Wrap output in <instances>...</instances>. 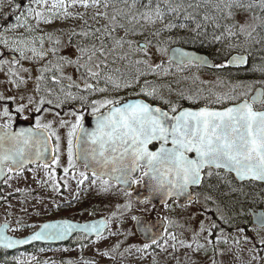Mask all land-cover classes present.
Wrapping results in <instances>:
<instances>
[{"label":"rangeland","instance_id":"rangeland-1","mask_svg":"<svg viewBox=\"0 0 264 264\" xmlns=\"http://www.w3.org/2000/svg\"><path fill=\"white\" fill-rule=\"evenodd\" d=\"M21 1L23 0H0V125L5 127L13 124L10 115H5V109L8 112V103L12 102L15 110L21 109L22 106L23 108L26 106L36 108L38 101L35 93L41 92V89L50 95V100L54 103H58L59 98L67 96L69 100L65 99L63 103L70 102L71 96H75L71 91L77 93L75 102L79 101L78 97L90 99L91 96V99L94 98L96 93L93 87L87 88L86 84L94 81L101 86L100 66L95 69L100 72L97 78L85 79L83 75L75 74L72 65L67 66V64L64 67H58L60 70L58 69L57 72L49 73L47 77H44L42 70L45 68L42 69L41 66L44 56L33 54L31 49L35 48L37 53H41L40 45L44 40L48 38L51 44L59 38L62 40L60 49L67 53L71 45L68 41L71 35L80 33V37L74 40L76 50L71 55L81 56L79 66L87 65L92 68L93 62L100 61L98 57L100 55L93 57L89 64H84L82 58L87 54H82L79 50H91L93 44L89 47H78L80 46L79 40H83L89 25H95L101 29L106 25L113 26L103 15L97 16L98 11L100 13L106 11L102 5L96 6L89 3V6L85 8L79 0L76 3H73V0H63L58 7H53L57 0H47L46 5L32 0L23 14H18L23 7L17 9L16 5ZM176 2L184 6L191 4L194 7L205 9L216 8L219 4L218 11H225V13L229 11L223 3H220V0H197L196 2L195 0H176ZM240 2L245 6L252 5L251 8L233 6L231 9L236 15L237 27L234 33L235 36L239 35L241 48L252 51V48L257 45L260 47L259 50H264V42L260 39L255 41L254 31L251 28L247 29L252 32L251 36L239 31V25L242 24L251 25L254 28L257 23L261 24L259 19L253 20V13L259 12L258 8H262L261 0H240ZM112 3L116 7H126L124 0H112ZM142 5H146V2L140 1L136 7ZM74 7L81 8L75 10L79 13L72 14ZM36 12H40L41 15L37 17ZM125 12L131 13L133 10L127 9ZM107 13L111 16L113 9ZM140 14H135L136 22L144 24L149 32V28L152 30L156 22L144 20ZM46 20L48 22H45ZM26 22L32 24L30 36L26 35L28 31L25 26L15 25V23L24 24ZM16 34L21 36L16 37ZM96 46L99 47V43ZM128 47L117 46L108 55L110 59L114 55L121 56L118 57L115 67L119 71L124 70L127 63L128 68L131 64L127 59L130 57L127 56L129 52L124 53V49L129 50ZM15 49L22 50L23 57L20 51H15ZM261 65L264 66V62ZM37 67H40L41 73L37 71ZM80 70L87 72L85 67H81ZM154 80L157 81V85L152 87L155 89V94L160 91L159 94L165 95L168 91L161 92L162 87L158 84L160 79ZM193 81H200L202 85L201 79H193ZM71 85L76 89H73ZM111 89L115 90V88ZM149 89V87L145 88L143 92L148 93L146 90ZM98 96H103V94ZM48 130L49 132L46 131L53 137L55 144L56 158L53 164L50 167L37 165L15 172L8 176L0 188V202L3 201L0 205V223L10 222L12 224L11 234L15 236L30 234L46 220L69 216L68 214L73 209L65 208L62 204L73 207L72 201L77 196L79 187L88 186L84 176H81V173H84L83 170H78L74 165L75 162L72 166L69 165L67 140L69 131L59 127H48ZM63 130L67 139L62 137ZM66 168L67 172L64 171ZM61 182L66 187L65 196L61 193ZM93 182L96 183L100 192L104 191L105 200L94 201L95 213L72 214L70 217L88 219L93 216H106L111 221L107 233L100 238L78 237L73 241L75 243L73 246L39 251L31 254L30 259H25L26 257L22 255L21 264H264V253L261 254L258 251L259 246H264L262 245L264 244V230L252 228L244 233L238 228H227L225 231V223L222 220L218 221L216 215L211 216L208 213L207 216L204 208H198L195 205L180 206L173 201L163 206L151 203L134 204L127 196L124 200L117 199L113 194L115 189L112 185L101 180ZM105 188L112 190L106 194ZM258 194L264 198V191L261 189L258 190ZM212 208L215 209L214 206L207 209ZM134 216L138 218L145 216L148 220L164 219L167 222L164 238L156 244L143 242L136 231V220L132 219ZM201 225H203V231H201ZM222 227H225L223 232ZM172 236L176 239L173 240ZM145 244L149 247L145 248Z\"/></svg>","mask_w":264,"mask_h":264},{"label":"flooded vegetation","instance_id":"flooded-vegetation-1","mask_svg":"<svg viewBox=\"0 0 264 264\" xmlns=\"http://www.w3.org/2000/svg\"><path fill=\"white\" fill-rule=\"evenodd\" d=\"M140 1L146 2V5H149V7L152 9H155L157 4H159L160 8L165 13L164 19L156 20L152 30L149 28V32L147 28L144 27V24L136 22L137 19L131 21V23H129L128 19H124L120 22L124 23L130 30L128 34L125 33L124 29L118 28L117 31L112 33L111 37H104L106 43L109 46L112 45L113 38L119 39L123 37L125 41H132L131 45L128 43H124L123 45L129 46V50L124 49V53L126 54L129 52L127 56L129 55L130 57L127 59L128 62L131 63L129 65L130 69L128 68V63L125 65L126 68L122 71L115 69L116 61H118V57L121 56L114 55V57L110 59L108 57L110 52L106 51L107 53L105 52L104 56H98L100 57L99 62H93V71H96V63L99 64L102 79L100 84L101 86H99L94 81H89V84L93 86V90L96 93L94 98L91 99V96L90 99H82L81 97H78L79 101L75 102L74 100L77 93L75 91H71L73 94H75V96H71L70 102L63 103V100H69L67 96L59 98L57 101L58 103L52 102L51 104H41V99L45 101L50 100V95L41 89V92L39 91L35 93L36 99L38 101V106L36 108L32 109V107L26 106V108H23L22 111H18L13 108L14 104L12 102L8 103V114L10 115L13 124L12 126L6 128L13 129L18 123H27L36 128V122L39 120L41 125H46L47 127L36 129H44L49 132L48 127H59L65 128L70 132L72 125L76 123L77 115L83 117L82 123L84 125L90 118L97 117L98 113H94L93 108H100V112L103 113L109 107H111L110 105L106 107H100L99 104H93V101H103L106 99L119 100L121 103L130 99H140L152 106L160 107L168 112H170L172 106H176L177 112H179L184 109L198 110L201 107H209L210 109L214 110H223L226 107H232L237 103H241L245 99H248L251 102V99L259 91L264 93V68L261 65L264 62V50H259L260 47H257V45L252 48V51L244 50L241 48L239 35L235 36L228 34L229 28L235 32L237 27L236 15L234 12H232L233 15L231 17H228L225 11L217 10V8L220 7H210L205 9L198 6L188 7V5H182L178 12H170L168 11V4H166V0H155L156 2L151 1L150 3L149 0H139V2ZM196 1L197 0H195V2ZM30 2H32V0L21 1L23 8L18 11V14H23V11L26 10ZM127 2H130L129 4H131L132 0H127ZM170 2L173 6L177 4L176 0L173 2L170 0ZM118 8L124 10L128 9L127 7ZM76 9L81 8L74 7L72 14L79 13L78 10L75 11ZM258 9L260 10L259 12L255 11L253 13V20L259 19L261 24H256L253 38L255 41H259L260 39L264 42V8ZM111 10L112 7L106 9V11ZM131 10H133V12L130 14L135 15L137 13H144L148 11L149 8L140 6ZM186 12L191 13L195 19H186ZM205 15H208L210 19L205 21ZM153 18L155 19L154 16ZM197 22H199L201 25L199 29H196ZM168 23H173L176 25V27L168 29L165 27V25ZM45 24L47 25L48 23ZM182 24L186 25V27H180ZM15 25L25 26L28 31L26 35H31V23H15ZM233 25H236V27H232ZM96 28L97 27L95 25H89V27L86 29L88 35H84L83 40H79L80 46L78 47H89L91 44L97 45L99 43V41L93 35V32ZM133 29L134 34L131 31ZM193 29L196 30L193 31ZM18 36L21 35L16 34V37ZM78 37H80V33H73L71 35V38L68 40L71 45L67 53L65 50L60 49V43L62 40H59V38L57 40L59 41L58 43L55 40L49 44L48 38L41 43L40 51L44 56L43 60H41V66L42 69L45 68L42 70V75L44 77H47L49 73L57 72L59 69L58 67H64L65 64H67V66L72 65L73 69L75 70V74L78 73L79 76L83 75L85 79L91 77L88 72H85L84 70L81 72L80 70L81 66H79V62L81 56L76 55V57H74L75 55H71V53H74L76 50V44L74 40ZM216 37H219V39H216ZM86 38L89 40L87 41ZM146 41L148 42L147 45ZM162 49H167V51H162ZM185 53L187 55H184ZM237 55L245 56L246 62L244 64L229 63L232 57ZM16 59H18V57ZM82 60L85 62L84 64H89L90 62L87 56L82 58ZM40 67H37V71L39 73H41V70H39ZM109 76L112 78L111 81L107 79ZM154 79H160L158 84L162 87L161 92L165 93L166 90L168 91L165 95L159 94L160 91L156 92L155 94V89L152 87L157 85V81ZM193 79H201L202 85L200 84V81H193ZM191 80L193 82H191ZM115 84H119V87H115ZM126 84L130 86H125ZM72 86L73 85H71V87ZM148 87L150 89L146 91L148 93H152V95H147L142 91ZM72 88L76 89L74 87ZM102 88L106 89V91H99V89ZM111 88H115V90H112ZM101 93L103 96H98ZM232 97H236L237 99L233 100L231 99ZM253 108L257 111H264V104L257 102L253 104ZM37 109H39V111H37ZM50 137L52 138V142L54 144L53 137L51 135ZM62 137L66 138L64 130ZM72 139L74 145L73 163L75 162L74 165L78 170H83L84 174L87 176L86 184L88 185L79 187L78 194L72 201L73 207H69L68 205H66V207L65 203L62 204L63 207L72 208L73 211L68 214L69 216L46 220L42 222L36 230L21 237L11 234L12 224L10 222L3 221L0 223V228L4 223H8V225H10L11 228L9 230V234L11 236L17 238L28 237L38 231L42 225L47 222L70 220L78 223H87L104 217L93 216L88 219L79 217L77 219H73L70 217L72 214L85 215L88 213L92 214V212L95 213V208L93 207L94 201L105 200V197L103 196L104 191L101 190L102 192H100L96 187V183L93 181L101 180L112 185L115 189L113 194L117 199L124 200L125 196H127L131 202H134V204L151 203L148 200L144 202L138 201L134 197L133 189L126 190L116 182L106 178L98 177L93 175L92 172H88L85 165L80 164L78 161L77 149L75 147V137ZM67 140H69V138ZM155 148L156 145L151 147V149ZM55 158L56 157L54 156V160ZM54 160L49 165H38L50 167ZM34 166H30L28 168ZM144 171L147 170L145 168L138 169L132 175H136L141 178ZM208 171H212L213 175L209 177L205 174L201 185L199 187L192 188L194 199L187 203H181L179 200L173 199L169 203L173 201L180 206L186 207L188 205H195L198 208H204V212L207 214V216L208 213L211 216L212 214L216 215V219L218 221L222 220V222L225 223V227L228 229L238 228L244 233H247L252 228L258 229L259 227L253 224L252 211L264 209L263 197L259 196L257 198L259 206H256V204L248 208L247 215H244L241 218L239 217V214H237L234 218L227 214L228 212L223 206L220 195L216 193V189L213 187L218 185L220 188H226V190L230 191L232 188L237 190L239 186L254 184L259 186V189L264 191V186L254 182L239 183L232 174L226 173L224 170L208 169ZM11 174H15V172L10 171V168H8V176ZM140 182L141 179L139 183ZM136 184L138 183H134V185ZM61 188V193L63 196H65L66 187L63 182H61ZM109 190L112 189L109 188L107 191H105V193L107 194ZM1 202L3 201L1 200ZM212 206H214L215 209H207L211 208ZM108 220L110 224L111 221L109 218ZM239 220H243V222H239ZM258 230L264 229L259 228ZM164 233L166 234V228ZM78 237H87L89 239L94 238L88 236L85 233H76L72 235L68 242L61 245L39 244L21 248L15 251L0 249V253L5 254V260L13 264H21L22 261L20 259L22 255L26 257L25 259H30L31 254H36L39 251L52 250L53 248L70 247L75 244L73 241Z\"/></svg>","mask_w":264,"mask_h":264},{"label":"snow or ice","instance_id":"snow-or-ice-1","mask_svg":"<svg viewBox=\"0 0 264 264\" xmlns=\"http://www.w3.org/2000/svg\"><path fill=\"white\" fill-rule=\"evenodd\" d=\"M36 3L47 4V0H33ZM77 0H73L76 3ZM151 0H149V3ZM168 3V11L178 12L182 7L180 4L172 5L170 0ZM63 3V0H57L53 7H58ZM79 3L87 8L89 3L92 5H102L105 9L112 7L113 14L108 15L107 11L104 13L97 12V16L103 15L112 27L107 25L101 29L96 28L93 35L99 41V47L93 44L92 49H80L82 54H87L89 61L96 57L99 53L104 56L105 52H112L115 47H123L124 43L132 44V41H125L123 37L119 39L113 38L112 45L109 46L104 37H111L112 33L117 29H124L128 34L130 31L121 20L128 19L129 23L136 20L135 15L130 12H125L124 9L118 8L112 3V0H79ZM126 7L131 10L136 7L139 0H132L128 4L124 0ZM224 7L229 11L227 16L233 15L231 9L233 6L240 8H251L252 5L245 6L240 0H220ZM23 5L17 4L19 9ZM148 7L149 10L141 13L140 17L144 20L155 23L156 20L164 19V11L159 4L152 9L149 5H142ZM188 7H193L191 4ZM219 7V4L217 5ZM261 7L264 8V0H261ZM31 10V9H30ZM34 11V10H33ZM68 14L67 12L65 13ZM35 15L39 17L40 12ZM153 16L155 19H153ZM186 19L194 20L195 17L191 13L185 15ZM19 19V17H17ZM208 15L204 16V20H209ZM45 22H48L47 20ZM166 28L171 29L176 27L173 23L165 25ZM186 27V25H180ZM201 27L200 23H196V29ZM232 27H236L233 25ZM255 28L251 25H239V31L251 36L252 32L247 31ZM196 29H193L195 31ZM134 34V29L131 30ZM229 35H235L231 28L228 29ZM84 35H88L87 32ZM219 39V37H216ZM146 41V45H147ZM21 57L24 53L20 49ZM33 54L43 55L37 53L35 48H32ZM167 51V49H162ZM184 55H187L186 53ZM16 62V61H14ZM71 62V61H70ZM102 62V61H101ZM246 57L237 55L232 57L229 63L244 64ZM85 67L88 74L92 78L99 77L98 71H93L87 65ZM99 68V64L95 65ZM71 79V78H69ZM109 81L111 76L107 77ZM125 86H130L126 84ZM87 88H92L90 84H86ZM119 87V84H115ZM103 92L106 89H99ZM143 91V90H142ZM152 95V93H146ZM70 95V94H69ZM231 99L235 100L236 97ZM260 102L264 104V93H258L251 99L243 100L232 107H226L223 110H214L209 107H201L198 110L184 109L177 112V107L172 106L170 112L164 111L162 108H153L150 104L137 100L135 102L123 103L119 100H103L93 101V104H99L100 107L111 106L108 108L107 114L100 112V108H93L94 113H98L96 117V127L92 131H88L83 123V117L77 115L76 123L72 125L69 132L68 140V157L69 165L73 163V137H75V147L77 149V158L84 161L85 167L93 168V175L109 176L110 179H115L118 183L130 185L131 183H139L140 177H134L132 174L138 169L146 168L143 172L144 176L152 174V179L156 182L153 186L154 191H161L166 188V195L168 196H182L189 186L199 185L204 179V175L212 176L213 172L208 171L215 167L216 169L227 168L234 171L240 179L252 178L256 180H264V111H257L253 108V104ZM41 104L52 101H45L41 99ZM23 106L18 111H22ZM39 111V109H37ZM5 109V115H7ZM63 123V122H62ZM47 127L41 125L39 120L36 122V128ZM36 133L34 129H21L19 131H11L6 127L0 130V149L4 148L5 144L10 145L3 153H0V166L5 161H11L18 168L23 167L25 163L33 162V154L27 151L30 144L36 143ZM59 140V137H57ZM153 141H160V147L157 151H150L148 145ZM171 144V147L166 145ZM46 144V141H45ZM58 147V146H57ZM45 147L42 151L38 150L34 155L36 159H42ZM194 153V157L188 154ZM3 169L0 167V173ZM65 172L68 171L66 168ZM87 179L84 173H81ZM107 191V189H104ZM134 220H139L138 217H132ZM259 222L264 224V217H261ZM80 227L79 225H71L67 221L58 224H45L43 229H52L53 232H37L32 239H42L54 236L63 235L71 232L73 228ZM85 229L97 231L95 225H84ZM215 227V225H213ZM145 232H151L152 227L145 225L142 229ZM201 225V231H203ZM175 240V236H172ZM0 240H8L7 247H12V242L7 237L0 234ZM26 241H18L24 243ZM153 244L158 243L153 236L151 238ZM145 248L149 245L145 244ZM191 247V245H188Z\"/></svg>","mask_w":264,"mask_h":264},{"label":"water","instance_id":"water-1","mask_svg":"<svg viewBox=\"0 0 264 264\" xmlns=\"http://www.w3.org/2000/svg\"><path fill=\"white\" fill-rule=\"evenodd\" d=\"M10 56L12 57V55H10ZM258 93H262V91H259ZM137 100H140V99H130V100L122 102L121 104L129 103V102H135ZM140 101H142V100H140ZM143 102H145V101H143ZM152 107L153 108H160L157 106H152ZM107 111H108V109L103 113L107 114ZM84 127L88 131H92L93 129H95L96 117L90 118L84 124ZM4 128L5 127L0 126V130H2ZM28 128L34 129V132L36 133L35 139L37 142L34 144H30L27 148V151L33 154V156H32L33 162L25 163L23 165V167L18 168L15 164H12V162L10 160L5 161L4 164L2 166H0L3 169L2 173H0V187L8 177V168H10V171H12V172H19L21 170H24V169L30 167V166H34V165H38V164L49 165L54 160V156H55L54 144L52 142V138L50 137L49 133L46 130L36 129L27 123H18L13 129H9V130L19 131L21 129H28ZM45 141H46V144H45ZM160 144H161L160 141H153L151 144L148 145V148L150 151H157L160 147ZM154 145H156V148L151 149V147ZM8 147H10V145L5 144L4 148L0 149V153H3L5 151V149H7ZM45 147L47 148V151H44L43 158L42 159H36L34 154L38 150L42 151ZM166 147H171V144L169 143L168 145H166ZM188 155L190 157H194L195 154L189 153ZM78 161L80 164L85 165L84 161L82 159H78ZM94 167H97V166L94 165V166L88 167L86 169L88 172L93 173ZM212 169L224 170L226 173L232 174L237 179V181L239 183L254 182V183H258V184L264 186V180H256V179H252V178L240 179L234 171H231L227 168L216 169L215 167H213ZM98 177L106 178V179H109L113 182H116L117 184H119L121 187H123L126 190L133 189L134 197L138 201L144 202V201L148 200L152 204L157 205V206L167 205L173 199H177L181 203H187V202L191 201L192 199H194V194L192 193V188L199 187L202 183L201 182L199 185L189 186L187 192L184 195L177 197V196L166 195V188L161 190V191H154L153 186L155 185L156 182L152 179L151 173H149L148 176L142 175L141 176V182L136 184V185H134V183H131V182H130V185L118 183L115 179H110L109 176H107V175L98 176ZM134 177H138V176L134 175ZM252 217H253V224L255 226H257L259 228H264V224H261L259 222L260 218L264 217V209H261L259 211H252ZM63 221H67L71 225H79L80 227L73 228V230L71 232H67L63 235L49 237V238L35 239V240L32 239V237L37 232L42 231L43 225H45V224H58V223L63 222ZM43 225L38 231H36L32 235L25 237V238H17V237H13L9 234V230L11 227H10V225H8V223H4L0 228V234H2L4 237H7L9 240H11L12 247L6 246V244L8 243V240H0V249H4L7 251H15V250H18L21 248H25V247H29V246H33V245H39V244L40 245H61V244L68 242L70 240V238L72 237V235H74L76 233H85L88 236H91L94 238H100V237H103L107 233L109 226H110L109 220L106 217L98 218L94 221H90L87 223H78V222H74V221H70V220H58V221H53V222H47V223H44ZM84 225H95L97 231L85 229L83 227ZM145 225L151 226L152 231L151 232L143 231L142 229ZM135 228H136V231L138 233V236L141 238V240L143 242L152 243L151 238L153 236L157 239L158 242H160L165 236L164 231L166 228V221L164 219L148 220L147 217L141 216V217H139V220H136ZM43 231L44 232H53L55 230L43 229ZM18 241H26V242L18 243Z\"/></svg>","mask_w":264,"mask_h":264},{"label":"trees","instance_id":"trees-1","mask_svg":"<svg viewBox=\"0 0 264 264\" xmlns=\"http://www.w3.org/2000/svg\"><path fill=\"white\" fill-rule=\"evenodd\" d=\"M264 68V66H262ZM2 187V186H1ZM0 187V188H1ZM219 187L215 185L216 193L220 195L221 201L223 202V206L228 212L230 217H234L239 214V217H243L247 215V210L249 207L253 205L259 206L257 198L259 197L258 190H260L259 186L254 184H249L247 186H239L237 190L231 189L230 191L226 190V188H216ZM262 190V189H261ZM239 222H243V220H239ZM222 227L221 231L223 232ZM227 227L225 228V231ZM264 246H259V251L261 254L264 253ZM0 264H13L7 260H5V254L0 253Z\"/></svg>","mask_w":264,"mask_h":264}]
</instances>
